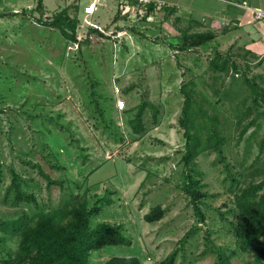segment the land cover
I'll use <instances>...</instances> for the list:
<instances>
[{"label":"rangeland","instance_id":"rangeland-1","mask_svg":"<svg viewBox=\"0 0 264 264\" xmlns=\"http://www.w3.org/2000/svg\"><path fill=\"white\" fill-rule=\"evenodd\" d=\"M92 1L42 0L40 12L39 0H0V155L7 173L0 200L11 182L10 166L21 172L22 162L30 161L41 164L52 180H63L62 187L49 188L36 170L26 167L34 172V192L47 210L77 199H86L90 207L99 197L113 199L90 225L121 224L128 243L92 251L88 264H104L115 256L159 264L175 250V264H215L218 249L232 264H258L252 250L236 245L229 224L236 221L229 211L234 197L216 152L196 158L202 191L211 195L201 205L204 222L181 188L185 139L178 123L184 100L180 86L190 78L197 83L196 99L220 116L224 156L241 187L264 181V115L259 114L264 108L253 105L242 71L236 75L209 68L215 48L222 53L235 48L213 40L206 47L177 50L181 38L174 31L180 22L172 24L166 15L154 17L153 12L143 20L139 10L118 17L115 0H105L87 15L84 7ZM68 6L79 19L82 40L94 24L111 37L95 32L78 48L57 28L37 22ZM236 62L244 68L246 61L239 57ZM249 62L248 76L264 88V67ZM146 98L158 108L160 121L154 123L148 110L145 134L135 135L127 120ZM156 206L165 209L164 217L147 221L145 215ZM25 213L26 207L0 201V219ZM18 245V238L0 234V259L12 257Z\"/></svg>","mask_w":264,"mask_h":264},{"label":"trees","instance_id":"trees-1","mask_svg":"<svg viewBox=\"0 0 264 264\" xmlns=\"http://www.w3.org/2000/svg\"><path fill=\"white\" fill-rule=\"evenodd\" d=\"M155 3L148 5L147 11L142 17L146 20L148 15L155 9ZM119 5V14L121 10ZM38 11L42 10V0H39ZM69 6L65 7L55 14L52 18L42 20V16L37 18L39 24L57 28L68 40L79 45L83 41L92 38L97 32L101 36L111 37L105 30L90 27L88 36L83 40L77 33L79 28V19L77 16H71ZM119 27V26H117ZM121 29V28H120ZM134 30V28H132ZM121 32L120 30L117 32ZM180 43L175 47L181 51H191L199 47H206L211 41L216 39L215 33L211 31L189 33L180 32ZM215 55L210 59L209 68L214 73L229 74L233 71L236 75L243 72V82L251 92V100L255 107L264 105V88L248 76L250 70L249 62L243 59L241 53H222L217 48L214 50ZM245 60L242 65L236 62L239 58ZM261 63V62H260ZM197 83L193 78L182 82L180 93L184 97L181 114L178 119L179 126L183 131L184 149L182 157L184 163L183 183L181 188L193 205L195 215L199 222L205 221L204 212L201 205L204 203V197H211L207 192L202 191L204 184L201 182L202 173L196 168V158L204 152H216L217 161L225 165L227 176L225 180L229 181L228 192L234 197V208L229 211L233 213L236 221H229L236 245L241 251H253L254 261L258 264H264V181L258 184H252L247 187H241L239 178L231 173L230 165L226 162L224 156V146L226 139L222 134V121L218 113H210L205 105L199 102L195 97V88ZM134 85L125 91L133 89ZM215 95H219L214 90ZM219 98V97H218ZM261 101V102H260ZM218 102V101H217ZM212 103L216 109V103ZM151 110L154 123H158L159 110L147 98L144 99L132 112L127 122L135 135H144L147 127L145 123V113ZM96 111L102 110L96 109ZM0 112L3 109L0 108ZM103 114V113H102ZM264 115V109L259 112ZM112 122V120L110 121ZM255 123V120L246 124L240 132L244 135L249 127ZM60 127L58 122L56 123ZM138 139V138H134ZM261 146H264V137ZM86 158V157H85ZM23 170L16 171L13 166L9 168L11 182L5 186V192L1 198V203L11 207H26L29 213L18 216L15 219H0V234L11 239L18 238L19 245L14 255L8 258L0 259V264H88L92 251L100 250L106 245H118L128 243L123 234L121 224H111L102 222L95 227H91L90 220L98 215L105 204H111L112 198L99 197L93 206H89L85 199L76 200L75 204H62L57 208L48 209L45 204H40L36 193L34 192V170L47 183V187L53 185L63 186V180H52L50 175L44 171L41 164L23 161ZM32 168V171L26 169ZM60 168V167H59ZM5 163L0 155V193L3 190L6 180ZM41 183V182H39ZM26 189H31L28 192ZM108 194L114 192L109 191ZM73 198H78L72 194ZM76 196V197H75ZM71 205V206H69ZM33 207V208H32ZM223 219H226L225 213L220 212ZM165 215V209L156 206L145 215L147 221H158ZM191 230L187 236L194 231ZM184 240V239H182ZM178 250L170 253L159 264H175ZM235 254L236 251H231ZM104 264H142L137 257H119L115 256L107 260ZM215 264H232L230 258L220 249L217 250V259Z\"/></svg>","mask_w":264,"mask_h":264},{"label":"crops","instance_id":"crops-1","mask_svg":"<svg viewBox=\"0 0 264 264\" xmlns=\"http://www.w3.org/2000/svg\"><path fill=\"white\" fill-rule=\"evenodd\" d=\"M101 1L105 2V0ZM115 1L119 5V0ZM152 1L155 2V9L152 10L154 17L157 15L165 17L166 15L173 21L172 24L174 21L182 24L175 29V34L180 35L181 31L189 33H194V30L211 31L216 35L215 40L225 46L235 48L230 52L234 56L241 53L242 58L247 62L250 59L255 65L259 64L264 67V21L255 20L251 11L220 0ZM246 1L252 7L264 10V0ZM157 3L161 5L157 6ZM139 8L137 7V10ZM160 8L165 9V12L161 13ZM135 11L133 10V12ZM121 13L127 14L123 10ZM194 26L195 28H193Z\"/></svg>","mask_w":264,"mask_h":264},{"label":"built area","instance_id":"built-area-1","mask_svg":"<svg viewBox=\"0 0 264 264\" xmlns=\"http://www.w3.org/2000/svg\"><path fill=\"white\" fill-rule=\"evenodd\" d=\"M220 1L247 9L253 13V17L255 20L264 21V10L261 8L252 7L246 0H243V1L220 0ZM102 3L103 2L101 0H93L92 2H90L88 5L84 7V13L87 15L94 14L97 9V6ZM151 3H155V2L152 0H119V5L122 8L124 13L131 12V10L132 11L139 10L140 18L144 16V14L147 11L148 5H150ZM160 5H161L160 3H157V6H160ZM137 7H140V8L137 10ZM149 18L150 16L148 17V19ZM93 27L100 29V27L96 24H94ZM119 103H121V105L123 106L122 101H120ZM121 105L120 107H122Z\"/></svg>","mask_w":264,"mask_h":264}]
</instances>
